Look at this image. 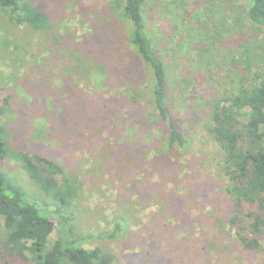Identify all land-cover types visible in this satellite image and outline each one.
<instances>
[{"label":"rangeland","instance_id":"374dc122","mask_svg":"<svg viewBox=\"0 0 264 264\" xmlns=\"http://www.w3.org/2000/svg\"><path fill=\"white\" fill-rule=\"evenodd\" d=\"M32 1L47 14L49 31L25 27L18 35L0 12V122L14 149L64 165L77 196L60 209L83 233L97 236L85 247L101 248L118 264H264V242L262 252L244 251L233 229L219 234L231 202L222 153L209 133L212 105L254 79L252 61L262 55L264 35L246 20V5L145 0L150 37L167 64L168 104L189 140L171 156L155 117L140 124L150 108L145 91L132 96L141 83L121 75L135 58L121 8L113 9L111 0ZM14 42L26 48L17 64ZM58 116L60 125H72L55 135ZM0 172L45 201L23 167L7 159ZM56 235L54 226L48 246ZM10 256L0 264H15L18 257Z\"/></svg>","mask_w":264,"mask_h":264},{"label":"trees","instance_id":"16d2710c","mask_svg":"<svg viewBox=\"0 0 264 264\" xmlns=\"http://www.w3.org/2000/svg\"><path fill=\"white\" fill-rule=\"evenodd\" d=\"M236 1L246 5V20L264 35V0ZM111 7L121 8V17L130 25L125 42L135 51V58L129 60L131 67L121 71V75L136 76L135 80L141 83L132 96L138 99L145 91L150 99V108L142 114L140 124L144 126L148 115H153L160 124L166 151L171 156L179 154V149L189 140L179 129L168 104L167 64L150 37L145 0H111ZM0 12L6 15L18 35H22L25 27L36 32H47L51 28L47 14L32 0H0ZM260 50L261 58L257 52L252 61L255 78L238 84L225 101L215 102L209 124V133L222 153L224 191L231 202L230 214L217 229L219 234H228L227 230L233 229L236 243L242 250L251 252H262L264 242V40ZM23 51L26 52V48L19 42L12 44L13 64H17V57ZM128 56L130 58V54ZM102 65L109 67L110 62ZM252 65L249 60L247 68ZM135 68L136 73L130 74L129 70L135 71ZM109 78L111 76L106 81ZM60 120L58 116L56 122L53 121L58 129L51 130L55 135L72 125L71 122L60 125ZM3 126L0 122V162L9 159L23 167L36 190L43 192L45 201L32 199L13 177L0 172V259L11 255V259L18 257L13 261L15 264H118L112 254L101 248L85 247L97 236L83 233L73 216L68 217L60 209L77 196L74 183L64 178V165L50 155L14 149L4 137ZM52 201L56 208L50 206ZM115 220L118 233L122 229L121 220ZM54 226L57 235L48 246ZM209 240L205 238L204 244L208 246Z\"/></svg>","mask_w":264,"mask_h":264}]
</instances>
